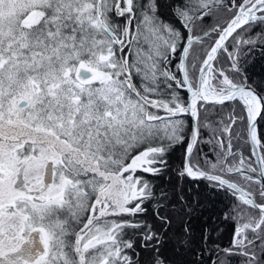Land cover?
<instances>
[{"label": "snow or ice", "instance_id": "obj_1", "mask_svg": "<svg viewBox=\"0 0 264 264\" xmlns=\"http://www.w3.org/2000/svg\"><path fill=\"white\" fill-rule=\"evenodd\" d=\"M256 55L264 0H0V264H264Z\"/></svg>", "mask_w": 264, "mask_h": 264}, {"label": "trees", "instance_id": "obj_2", "mask_svg": "<svg viewBox=\"0 0 264 264\" xmlns=\"http://www.w3.org/2000/svg\"><path fill=\"white\" fill-rule=\"evenodd\" d=\"M248 73L251 76L252 80H260L261 78H264V58L256 55L255 59L251 60L249 64ZM179 156L180 151L177 150V152L172 156L173 158H171V162L173 164H178ZM201 203H204L203 199L201 200ZM228 203L229 199L223 193L214 196L211 199V203L202 210V214L195 221L197 231H199L202 226L215 227L216 225H219L220 231L218 232V235L222 237V242L224 244H227L231 235V226L228 224H221L220 220L223 215V210ZM142 255L146 256L147 254L142 253ZM166 255L171 256V251L169 250L168 252H166Z\"/></svg>", "mask_w": 264, "mask_h": 264}, {"label": "rangeland", "instance_id": "obj_3", "mask_svg": "<svg viewBox=\"0 0 264 264\" xmlns=\"http://www.w3.org/2000/svg\"><path fill=\"white\" fill-rule=\"evenodd\" d=\"M171 158H173V157H171ZM179 163V162H178Z\"/></svg>", "mask_w": 264, "mask_h": 264}]
</instances>
